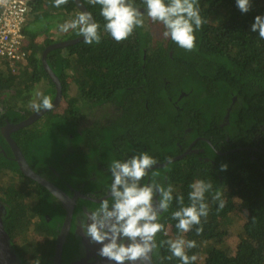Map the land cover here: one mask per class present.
<instances>
[{
  "label": "trees",
  "instance_id": "1",
  "mask_svg": "<svg viewBox=\"0 0 264 264\" xmlns=\"http://www.w3.org/2000/svg\"><path fill=\"white\" fill-rule=\"evenodd\" d=\"M82 1L100 23L102 39L99 44L81 41L48 54V64L62 85L65 107L62 114L55 108L12 134L31 168L58 186L62 182L58 174L73 186L86 185L83 192L101 181L105 194L112 179L108 171L112 160L145 151L158 164L179 157L152 171L159 173L155 178L165 187L172 184L174 196L183 195L187 205L191 183L213 184V191L206 194L210 213L203 233L197 235L193 228L182 234L197 243L188 253L198 255L195 264H264V39L251 32L255 16L264 15V0H253L246 14L236 0H199L207 22L196 33L195 51L165 39L163 26L150 20L128 40L116 42L104 31L100 6ZM135 3L144 9L143 0ZM29 4L30 15L34 12L40 26L29 31L32 62L23 63L16 72L0 66V146L6 152L0 153V203L5 207L6 231L12 237L17 230L15 242L26 244L35 238L40 242L41 229L49 231L48 254L26 263L53 264L56 230L66 211L49 190L20 171L1 129L37 112L30 105L41 85L46 87L43 95L53 102L57 87L42 55L52 44L82 37L75 30L62 37L51 32L56 20L69 21L81 11L74 0L59 8L54 0ZM25 33L28 36L26 28ZM41 34L46 36L43 42ZM72 84L76 96L69 95ZM107 104L114 106L109 121L87 123L84 107ZM97 163L102 167L97 168ZM223 164L228 166L226 171L220 170ZM216 190L225 202L221 211L212 199ZM176 209L174 200L161 214L171 231L167 237L158 234L157 243L181 235L177 221L171 219ZM45 216L52 219L50 223ZM231 235L238 239L234 253L228 244ZM77 252V244L68 240L62 264H70ZM169 254L159 249L155 264L160 255ZM165 264L180 261L173 258Z\"/></svg>",
  "mask_w": 264,
  "mask_h": 264
},
{
  "label": "clouds",
  "instance_id": "2",
  "mask_svg": "<svg viewBox=\"0 0 264 264\" xmlns=\"http://www.w3.org/2000/svg\"><path fill=\"white\" fill-rule=\"evenodd\" d=\"M68 2L54 0V6L59 8ZM88 2L100 6L99 15L106 22L104 31L116 42L128 40L137 29L146 28V20H150L163 26L165 39L170 38L187 51H195L196 33L207 22L201 14L199 0H143V10L135 0ZM236 5L241 13L246 14L251 11L253 0H236ZM58 29L63 34L75 30L87 45L99 44L102 39L101 25L88 11L79 12L74 19L59 24ZM58 32L57 36L60 35ZM251 32L258 33L259 38L264 39V15L255 16ZM31 62L30 57L26 64ZM30 106L37 112L50 111L54 107L51 98L39 90L34 91ZM157 164V159L145 151L125 160L114 159L108 166L112 179L106 197L99 201V206L94 210L84 211L80 221L84 235L90 242L102 245L98 251L101 258L114 264H154L158 250L165 249L170 254L160 255L159 264L173 258L178 259L180 264H195L199 259L197 254H188L189 250L197 247L196 241L185 239L182 234L193 228L197 235L203 233V225L210 213L206 194L213 191V184L205 180L191 183L189 203L186 205L183 195L174 196L175 189L170 182L165 187L157 181L155 177L159 173L152 172ZM227 167L223 164L220 170L226 171ZM212 199L219 203L217 211L225 207L219 190L214 192ZM174 200L177 209L172 211L171 219L177 221L175 227L181 235L174 239H160L157 243L158 234L168 236L166 225L160 217L168 212Z\"/></svg>",
  "mask_w": 264,
  "mask_h": 264
},
{
  "label": "flooded vegetation",
  "instance_id": "3",
  "mask_svg": "<svg viewBox=\"0 0 264 264\" xmlns=\"http://www.w3.org/2000/svg\"><path fill=\"white\" fill-rule=\"evenodd\" d=\"M104 106H110L109 113L111 114V116L107 119V121H109V119L113 117L112 108H114V106L111 104H107ZM2 129H1V133H2ZM0 150L4 151L0 153L6 154L5 150L2 149V146H0ZM97 165H98L97 168L102 167L100 163H97ZM58 176L60 178V181L62 182H60L61 186H58V185L56 186L59 187L61 190H63L65 193H67L68 196L71 197L72 199H76L75 209L73 212V218H72V223H71V229L65 241V244L68 242V240H70L72 242H75V244H77L78 246V252L75 255V257L72 259L70 264H114V262H110L107 259L101 258L98 255V251L102 247V245L99 243L90 242V239L84 235L83 229L80 226V221L82 220V213L87 210H94L95 208L99 206V202H94L91 200L83 199L81 198V195L92 198V199L101 200L106 197L107 189H106V193L102 194L103 190L100 187L103 186L102 185L103 183H101L100 181V182H96V184L94 185V188L91 191L83 192V190L86 189V185L73 186L69 182L65 181L63 176H60V174H58ZM93 179L96 180L97 177H93ZM47 180L50 181L49 179ZM50 182L52 183V181ZM33 201L34 200H31L29 201V203H33ZM59 203L66 211L64 204H62L60 201ZM90 203H93V204H90ZM4 208H5L4 205L0 203V221L3 222V225L5 227V222H4L5 215L3 214L5 211ZM31 211L33 215L37 214V211L35 208H32ZM66 215H67V211H66ZM66 215H65V218H64V221L61 227L56 230L57 235L55 239V250H54L53 256H51L53 260V264H55L56 245H57L59 236L62 232V228L66 220ZM45 219L48 223H50L52 220L49 216H45ZM168 229H170L171 231L170 226L167 227V230ZM41 231L44 232V235H41V238H38L40 239V242H35L34 240H32L31 243H26L24 246H20L21 244L18 245V243L13 240L14 236L11 237L10 234L6 231V229H5V234L0 233V264H27L26 261L30 258L33 259V257H36V255L37 257H40L41 255L42 256L47 255L49 243H50V239L48 238V235H47L49 231L48 230L46 231L44 229H41ZM168 233H169V230H168ZM63 253H64V250H63ZM62 259H63V255H62ZM154 264H155V259H154Z\"/></svg>",
  "mask_w": 264,
  "mask_h": 264
},
{
  "label": "water",
  "instance_id": "4",
  "mask_svg": "<svg viewBox=\"0 0 264 264\" xmlns=\"http://www.w3.org/2000/svg\"><path fill=\"white\" fill-rule=\"evenodd\" d=\"M74 1H75L76 5L80 11L90 12L82 0H74ZM81 41H83V37L76 38V39L69 40V41L57 42L55 44L48 46L43 52V55H42L43 66L57 87L56 96L52 102L54 105L53 109L57 108L61 103L62 85H61L60 80L58 79V77L55 75V73L53 72V70L51 69V67L48 64V61H47L48 54L55 49L74 45V44L79 43ZM46 112H48V110H41L39 112H35L28 119H26V120H24L18 124H12V123L8 122L7 125L5 127H3V129H2V135L6 139L9 146L11 147V149L14 153L15 160L19 164L20 171L24 174V176H26V177L30 178L31 180L39 183L40 185L45 187L47 190H49V192H51V194H53V196H55L62 204H64V206L66 208V211H67L66 220L64 222L62 232L59 236V239H58V242L56 245V256H55V264H62L63 250H64L67 235L71 229V223H72V218H73V212L75 209L76 199H72L71 197L68 196L67 193H65L59 187H57L56 185H54L53 183H51L50 181L45 179L43 176L39 175L36 171H34L31 168V166L29 165L28 161L26 160V158H25L23 152L21 151L20 147L17 145V143L13 140V138L11 136L13 133H16L19 130L24 129L26 127H29L32 124H34L35 122H37ZM0 152H4V151L0 150ZM178 159H180V158L178 157V158L172 159L170 161H167L164 164H158L153 169L167 167L170 163H172ZM81 198L91 200L94 202L100 201L98 199L97 200L92 199V198H89V197H86L83 195H81ZM0 230H1L0 233L5 234V227H4L2 221H0Z\"/></svg>",
  "mask_w": 264,
  "mask_h": 264
},
{
  "label": "built area",
  "instance_id": "5",
  "mask_svg": "<svg viewBox=\"0 0 264 264\" xmlns=\"http://www.w3.org/2000/svg\"><path fill=\"white\" fill-rule=\"evenodd\" d=\"M29 10L28 0H0V63L13 72L30 60L25 34Z\"/></svg>",
  "mask_w": 264,
  "mask_h": 264
},
{
  "label": "rangeland",
  "instance_id": "6",
  "mask_svg": "<svg viewBox=\"0 0 264 264\" xmlns=\"http://www.w3.org/2000/svg\"><path fill=\"white\" fill-rule=\"evenodd\" d=\"M36 7H39V3L38 4H35L34 5V8ZM32 10V9H31ZM31 14H34V12H31ZM29 15L28 14V18H29ZM33 22V21H32ZM31 22V23H32ZM63 22L61 23H58V24H62ZM27 24V23H26ZM36 28V24H35V27H33V29ZM38 28V27H37ZM41 28H43V26H41ZM60 34V32H58ZM63 34V32H62ZM62 34L59 36V37H62ZM57 36V35H56ZM58 37V36H57ZM0 66H2V64L0 63ZM2 68V67H1ZM5 71H8V69L6 67L3 68ZM45 85H41L37 90H39L42 94L44 93V90H45ZM70 96H76L78 95V90L76 88V86H74L72 84V87L70 89V93H69ZM62 102H63V97H62V100H61V103L60 105L56 108L57 109V113L59 114H62L64 112V107H65V103L64 105H62ZM62 105V106H61ZM61 106V107H60ZM59 108V109H58ZM109 110H110V106H102V107H99V108H94V109H90L89 107H84V112L85 114L88 115V118L86 119L87 120V123L88 122H91V121H94V120H98L100 123H105L107 122V119L111 116V114L109 113ZM92 116V117H90ZM236 202H238L237 200H235ZM5 210V209H4ZM5 214V211L4 213ZM169 232H170V229H168ZM15 233L17 234V230L13 233V236L15 237ZM34 234V233H33ZM32 237V235H31ZM36 239V238H35ZM34 239V240H35ZM237 241L238 239L236 238V236H233L231 235L229 237V242L228 244L230 245V250L234 253L236 251V248H237ZM27 243V242H25ZM21 244V245H20ZM18 245L20 246H24L25 244L24 243H21L18 242Z\"/></svg>",
  "mask_w": 264,
  "mask_h": 264
},
{
  "label": "crops",
  "instance_id": "7",
  "mask_svg": "<svg viewBox=\"0 0 264 264\" xmlns=\"http://www.w3.org/2000/svg\"><path fill=\"white\" fill-rule=\"evenodd\" d=\"M30 14V13H29ZM34 18H35V15H29V18H28V22H27V24H26V30H27V32H28V36H27V38H28V40L30 41V37H31V33L29 34V31L30 30H32L33 29V27H35V20H34ZM33 21V22H32ZM67 20H64L63 21V23L64 22H66ZM32 22V23H31ZM55 22V21H54ZM56 23L58 24V22H57V20H56ZM57 24H55V25H52L53 27H52V35H56V32H58V25ZM37 27H40V26H37L36 25V28H35V30L37 29ZM42 30V29H41ZM43 30H45V28L43 29ZM62 34V32H60V35ZM27 35V34H26ZM42 36H40L39 37V41L40 42H43V41H45V39H46V36L45 35H43V34H41ZM60 35H58V36H60ZM35 41H37L38 40V38L37 39H34Z\"/></svg>",
  "mask_w": 264,
  "mask_h": 264
}]
</instances>
